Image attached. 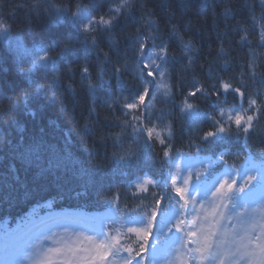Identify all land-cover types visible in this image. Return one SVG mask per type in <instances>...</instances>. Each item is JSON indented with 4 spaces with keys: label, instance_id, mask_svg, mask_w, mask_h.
<instances>
[{
    "label": "snow or ice",
    "instance_id": "6c2138e0",
    "mask_svg": "<svg viewBox=\"0 0 264 264\" xmlns=\"http://www.w3.org/2000/svg\"><path fill=\"white\" fill-rule=\"evenodd\" d=\"M18 12L29 34L34 16L65 31L29 46ZM0 40V191L30 205L0 226V264H264V0H22L0 12ZM84 90L73 150L65 119ZM100 199L97 214L53 210Z\"/></svg>",
    "mask_w": 264,
    "mask_h": 264
},
{
    "label": "trees",
    "instance_id": "16d2710c",
    "mask_svg": "<svg viewBox=\"0 0 264 264\" xmlns=\"http://www.w3.org/2000/svg\"><path fill=\"white\" fill-rule=\"evenodd\" d=\"M22 0H0V12H3L5 15L8 13V11L11 8V5L16 4V3H21ZM156 3H160V0H155ZM234 4H242L243 0H233ZM174 10L177 12V16L180 15L179 8L175 7ZM217 10L219 12V6L217 7ZM157 13L159 15H163V8L161 6H157ZM136 17L138 18L139 13L135 14ZM24 13L23 12H18L16 19H15V27L17 31H20L26 44L31 45V39L33 38V35H43L44 37H49V36H58L62 35L63 32L65 31L63 28L60 30H54L49 27V25L46 23L45 20H37L34 16L33 18V26H34V33L29 34L27 31H24V25L21 23L23 19ZM221 26L223 24V21H220ZM127 25L129 30H132L135 28V23L133 19H129L127 21ZM195 28L199 29V32L196 33V41H199L198 47L202 46L203 47V52L201 53L202 55L207 52V47H208V41L207 39L201 40V36L207 37L212 33V19L209 16L206 22H199L195 24ZM183 32V29H181ZM258 35V33H257ZM190 39L189 36L185 37V42H187ZM253 43L255 44V39L253 40ZM175 46V45H174ZM212 56H216V45L214 42V36H212ZM176 49V56H177V62L175 64V69L177 72H180L183 70V66L180 63V57L183 55V50L179 46H175ZM257 52H264V49H257ZM3 54H8V43L0 40V55ZM232 57L235 59L237 57H245L247 55V49H235L234 51L231 52ZM211 59V57H210ZM203 62V61H201ZM27 66V65H26ZM215 68H219V62H217L214 65ZM238 71V68L236 69ZM231 72V70H230ZM9 74L13 80L16 79L15 77V67L10 63L9 64ZM130 78V77H129ZM112 84L114 85V89L116 90L115 81H112ZM259 87V85H257ZM79 103L76 106V118L74 120L72 119H65V127L64 131L67 133L71 132V143L73 145V150H77L80 147L82 139L85 137V132L83 129V124L85 123V118L88 116L87 108L89 104L91 103L90 97L88 96L86 90L80 91L78 95ZM157 108H163V104H157ZM102 112H105L106 110H101ZM10 110L6 111L4 113L5 117H8L10 115ZM89 127H92L96 130H98V126L95 124V122H92L89 124ZM5 132H7V128L5 129ZM264 134V127H261V129L258 130L257 135H262ZM91 141H89L90 143ZM236 149H233L235 151ZM182 151H186V149H182ZM109 155H111V151H109ZM107 163V161L104 160H98V161H93V163ZM235 163L239 164V161H234ZM119 166H117L118 169ZM63 174V173H61ZM69 178L75 180L76 177L71 171V166L69 165ZM116 177L119 180V171L116 173ZM116 182V181H114ZM119 182L122 184L123 181L119 180ZM7 196L9 199H11L14 204L13 207L8 208L7 204H5L3 207L7 209L6 211H0V226H3L4 224H9L11 227H15L16 223L19 220V217L22 216L25 212L30 210V205L24 204V203H15L16 200L19 199V194L15 192H9V191H0V197ZM103 203V200H92V201H85L81 200L79 201L80 208H76V201H60L57 200L53 203V210H61V211H83L86 213H92V212H101L105 211V209L100 208V204ZM139 203L138 201L136 202H129L128 207L134 208L136 204ZM123 207V205H122ZM39 211V210H38ZM1 233V231H0Z\"/></svg>",
    "mask_w": 264,
    "mask_h": 264
},
{
    "label": "rangeland",
    "instance_id": "374dc122",
    "mask_svg": "<svg viewBox=\"0 0 264 264\" xmlns=\"http://www.w3.org/2000/svg\"><path fill=\"white\" fill-rule=\"evenodd\" d=\"M178 163H182V161H178ZM38 220V218H36ZM79 230V229H76ZM63 235V233H61ZM87 235H90V233H88ZM4 243V238L2 240H0V246H2Z\"/></svg>",
    "mask_w": 264,
    "mask_h": 264
}]
</instances>
